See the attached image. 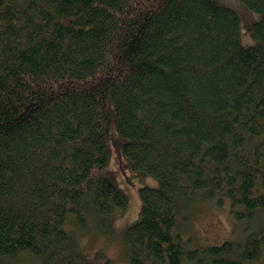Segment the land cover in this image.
Returning <instances> with one entry per match:
<instances>
[{"label":"trees","instance_id":"16d2710c","mask_svg":"<svg viewBox=\"0 0 264 264\" xmlns=\"http://www.w3.org/2000/svg\"><path fill=\"white\" fill-rule=\"evenodd\" d=\"M224 1L0 0V264H96L80 232L128 209L104 175L110 128L130 167L160 181L139 188L128 264L259 260L264 0H239L258 14L246 47ZM215 195L259 228L188 248L183 219Z\"/></svg>","mask_w":264,"mask_h":264},{"label":"rangeland","instance_id":"374dc122","mask_svg":"<svg viewBox=\"0 0 264 264\" xmlns=\"http://www.w3.org/2000/svg\"><path fill=\"white\" fill-rule=\"evenodd\" d=\"M224 3L233 9L240 18V42L242 46H251L254 41L249 26L258 20V14L248 9L239 0H226ZM119 138L115 128L109 131L111 159L104 175L128 198V209L120 213L105 232H96L89 225L85 232H80L81 252L96 264H128L124 246V231L140 219L141 202L139 188L148 186L156 188L158 180L152 175L134 170L127 157L117 153L112 145V138ZM193 206V207H192ZM181 224V234L188 248H204L219 245L223 241L242 242L248 232L259 228L256 218L250 220L249 215L239 210H231L226 197L213 196L209 199L194 202ZM254 220V221H253ZM264 264V252L254 263Z\"/></svg>","mask_w":264,"mask_h":264},{"label":"bare ground","instance_id":"6f19581e","mask_svg":"<svg viewBox=\"0 0 264 264\" xmlns=\"http://www.w3.org/2000/svg\"><path fill=\"white\" fill-rule=\"evenodd\" d=\"M111 129V128H110ZM110 148H111V146H110ZM160 182V181H159ZM155 189V188H154ZM191 199V198H190ZM232 208V207H231ZM240 211V210H239ZM258 213V212H257ZM76 222V221H75ZM77 225V224H76ZM83 232V231H82Z\"/></svg>","mask_w":264,"mask_h":264}]
</instances>
